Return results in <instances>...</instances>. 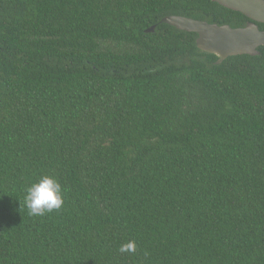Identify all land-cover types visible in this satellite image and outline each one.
<instances>
[{
	"label": "trees",
	"instance_id": "16d2710c",
	"mask_svg": "<svg viewBox=\"0 0 264 264\" xmlns=\"http://www.w3.org/2000/svg\"><path fill=\"white\" fill-rule=\"evenodd\" d=\"M172 14L251 21L212 0H0V264H264V46L220 62ZM44 174L64 203L29 215Z\"/></svg>",
	"mask_w": 264,
	"mask_h": 264
},
{
	"label": "water",
	"instance_id": "95a60500",
	"mask_svg": "<svg viewBox=\"0 0 264 264\" xmlns=\"http://www.w3.org/2000/svg\"><path fill=\"white\" fill-rule=\"evenodd\" d=\"M220 5L243 13L251 19L243 27L219 25L207 20L195 19L183 15H167L161 23L170 24L180 30L198 34L199 49L216 54L220 62L230 56L249 54L259 55V47L264 46V30L257 23H264V0H212ZM157 25L147 28V33L154 32Z\"/></svg>",
	"mask_w": 264,
	"mask_h": 264
},
{
	"label": "clouds",
	"instance_id": "9594fccd",
	"mask_svg": "<svg viewBox=\"0 0 264 264\" xmlns=\"http://www.w3.org/2000/svg\"><path fill=\"white\" fill-rule=\"evenodd\" d=\"M65 190L54 175L44 174L30 184L24 197L29 215L42 216L47 212L58 210L64 203ZM133 250V245L122 246L120 251Z\"/></svg>",
	"mask_w": 264,
	"mask_h": 264
}]
</instances>
